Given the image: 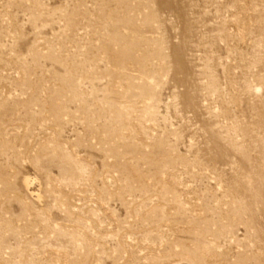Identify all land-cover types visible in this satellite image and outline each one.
<instances>
[{"label":"rangeland","instance_id":"obj_1","mask_svg":"<svg viewBox=\"0 0 264 264\" xmlns=\"http://www.w3.org/2000/svg\"><path fill=\"white\" fill-rule=\"evenodd\" d=\"M0 264H264V0H0Z\"/></svg>","mask_w":264,"mask_h":264}]
</instances>
